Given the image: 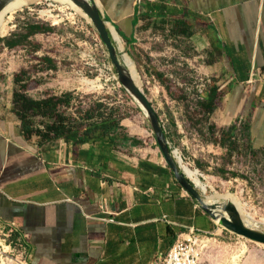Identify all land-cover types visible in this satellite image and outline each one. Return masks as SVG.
I'll use <instances>...</instances> for the list:
<instances>
[{
    "label": "crops",
    "instance_id": "1",
    "mask_svg": "<svg viewBox=\"0 0 264 264\" xmlns=\"http://www.w3.org/2000/svg\"><path fill=\"white\" fill-rule=\"evenodd\" d=\"M94 1L135 72L167 101L190 76L212 82L223 93L214 145L235 166L264 168V0ZM15 91L0 81V241L22 248L27 264H156L190 228L206 237L221 230L139 119H119L117 129L99 128L85 143L31 141L14 112ZM164 131L171 145L173 133Z\"/></svg>",
    "mask_w": 264,
    "mask_h": 264
},
{
    "label": "rangeland",
    "instance_id": "2",
    "mask_svg": "<svg viewBox=\"0 0 264 264\" xmlns=\"http://www.w3.org/2000/svg\"><path fill=\"white\" fill-rule=\"evenodd\" d=\"M6 23L5 31L0 32V39L17 33L25 34L27 23L51 26L54 31L37 33L25 40L23 45L13 48L0 41V66L11 56L14 60L10 72H0V81L14 82L16 90H20L22 84L27 85L25 90L20 91L34 100L65 97L67 102L59 105L58 111L72 117L73 125L94 123L100 114L120 119L134 116L143 128L152 133L144 112L120 83L99 33L85 15L65 4L40 0L17 11L11 19L7 18ZM19 74L22 81L17 84L15 78ZM190 79L193 82L184 88L173 86L177 97L175 102L167 101L161 89L144 83L140 75L138 85L151 101L162 126L173 133V139H170L172 150H178L184 163L198 171L200 180L207 184V190L202 191L204 196H224L244 216L248 214L254 218L247 225L264 232V168L255 164L245 165V160L242 166H235L227 152L214 145L220 126L216 125L215 114L207 115L199 105L202 95L209 91L213 83L196 75L190 76ZM87 113L93 114L94 118L86 120ZM30 121L35 128H43L51 120L31 114ZM210 124L215 126V133L209 129ZM185 135L189 150L183 142ZM30 140L41 141L37 136H32ZM213 146L216 148L213 149ZM203 153L211 155L210 162L202 160L200 155ZM206 164L209 168L206 166L204 169L202 166ZM219 169L225 173L219 172ZM228 171L239 175L236 181ZM206 174H213L217 180L211 182ZM219 227L221 230L216 235L205 239L201 264H231L234 257H239L237 264H264V245L221 225ZM11 246L6 248L8 254L3 261L6 264H15V261L27 264L22 248L13 243Z\"/></svg>",
    "mask_w": 264,
    "mask_h": 264
},
{
    "label": "water",
    "instance_id": "3",
    "mask_svg": "<svg viewBox=\"0 0 264 264\" xmlns=\"http://www.w3.org/2000/svg\"><path fill=\"white\" fill-rule=\"evenodd\" d=\"M12 1L13 0H0V13ZM74 2L82 8L99 33L100 38L108 51L109 59L115 69V73L117 74L120 83L139 102V107L144 112L149 122L157 147L176 179L200 203V206L223 228L255 241V243L264 245V232L247 225L241 216L240 210L232 201L224 200L223 202L221 201L214 204L206 202V197L204 196L202 190H200L197 184L189 179L186 173L182 170L181 163L177 159L175 151L171 148L168 137H166L164 128L157 113L153 109L149 100L139 89V85L136 83L132 75V71L122 57L121 50L114 33L108 23L104 20L95 1L74 0ZM224 211L226 213H224Z\"/></svg>",
    "mask_w": 264,
    "mask_h": 264
},
{
    "label": "trees",
    "instance_id": "4",
    "mask_svg": "<svg viewBox=\"0 0 264 264\" xmlns=\"http://www.w3.org/2000/svg\"><path fill=\"white\" fill-rule=\"evenodd\" d=\"M25 30V34L17 33L11 37L2 38L0 41H3L7 47L13 48L23 45L25 40L37 33L53 32L54 28L38 23H27ZM15 81L17 84L21 83V74L16 76ZM26 88L27 85H20V90H25ZM20 90L14 92V112L20 119L21 130L28 140H30L32 136H37L41 139V142L53 139H64L67 142L79 144L91 140L94 131L99 128L103 129L101 135H106L119 127L120 118L112 115L103 116L102 114L98 116L97 121L94 123H89L86 126L79 123L73 125L72 117L58 111L59 105L67 102L65 97H50L42 100H34ZM222 96L223 93L219 91L217 87H211L205 95H202L203 99L199 102V105L207 115H211L219 106ZM31 114L50 118L51 121L43 128H35L30 121ZM93 118V114L87 113L86 120H92ZM235 128L236 125H233L228 128V131L223 130L221 132L222 144L224 142H229L232 137L229 135V132L235 130ZM209 129L215 133L214 125L210 124ZM232 144H234V142H232Z\"/></svg>",
    "mask_w": 264,
    "mask_h": 264
},
{
    "label": "bare ground",
    "instance_id": "5",
    "mask_svg": "<svg viewBox=\"0 0 264 264\" xmlns=\"http://www.w3.org/2000/svg\"><path fill=\"white\" fill-rule=\"evenodd\" d=\"M40 0H13L6 8L3 9V11L0 13V32L5 31L6 29V21L7 18L11 19L12 16L19 10H21L22 8L30 5L31 3H35L38 2ZM56 1L58 3L61 4H65L68 5L69 8L71 7V9H74L76 12L81 13L83 15H85L88 19L89 17L86 15V13L82 10L81 7H79L74 0H53ZM72 14H74V12H72ZM73 16V15H72ZM90 20V19H89ZM114 31V30H113ZM114 36L118 42V45L120 47L121 50V54L122 57L124 59V61L127 63V65L129 66L130 70L132 71V75L136 81V83H139V75L135 72V68L133 63L131 62V60L128 58V56L126 55V53L123 50L122 47V42L120 41L118 35L114 32ZM135 101L139 104V102L137 101V99L134 97ZM181 153H179L178 150L175 151V155L177 157V159L180 161L181 163V167L182 170L186 173V175L189 177V179H191L192 181H194L198 187L201 188V190L204 192L207 190V184L204 181H201L200 178L198 177V171L193 170L192 168H190L187 164L184 163L182 156L180 155ZM222 200H227L224 196L219 195L217 197L213 196H207L206 197V202H208L209 204H214V203H218ZM224 213H226L224 211ZM241 216H242V211L240 210ZM244 217V221L247 224H250L251 221L254 220L253 217L249 216L248 214H243ZM7 248V247H6ZM239 257H234L231 264H237V260ZM8 260H10V258H8ZM2 264H6V262L4 261ZM15 264H22L19 261H15Z\"/></svg>",
    "mask_w": 264,
    "mask_h": 264
},
{
    "label": "built area",
    "instance_id": "6",
    "mask_svg": "<svg viewBox=\"0 0 264 264\" xmlns=\"http://www.w3.org/2000/svg\"><path fill=\"white\" fill-rule=\"evenodd\" d=\"M133 1L139 4L141 0ZM206 238L202 231L190 228L184 237L176 239L167 255L158 259L156 264H201V257L206 247ZM10 246L9 244L8 248ZM7 254L5 241H0V264L4 262V257Z\"/></svg>",
    "mask_w": 264,
    "mask_h": 264
}]
</instances>
